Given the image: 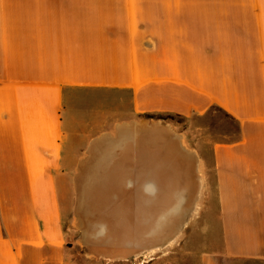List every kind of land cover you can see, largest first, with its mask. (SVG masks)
<instances>
[{"label": "crops", "instance_id": "0c3cea01", "mask_svg": "<svg viewBox=\"0 0 264 264\" xmlns=\"http://www.w3.org/2000/svg\"><path fill=\"white\" fill-rule=\"evenodd\" d=\"M216 111L234 138L208 139ZM83 169L89 214L204 194L197 264H264V0H0V264H93L67 225Z\"/></svg>", "mask_w": 264, "mask_h": 264}, {"label": "rangeland", "instance_id": "374dc122", "mask_svg": "<svg viewBox=\"0 0 264 264\" xmlns=\"http://www.w3.org/2000/svg\"><path fill=\"white\" fill-rule=\"evenodd\" d=\"M173 122L177 123L179 128L184 124V121L179 118H174ZM208 125L210 133L208 139L227 141L235 137L236 125L225 120L218 111L214 113ZM167 171L168 174H171V180L173 179L174 182L181 178L178 175L180 171ZM80 172L79 193L76 195L80 199L71 202L72 208L69 218H67V225H70L76 232L74 234L75 240L70 243L75 245L74 250L77 249L78 254L76 256L81 257V253L85 251L93 252L94 255L90 256L93 264H145L152 260L155 263L151 264H197L195 255L197 250H195V247H197L199 241L206 239V233L204 232H206L207 227L203 223V219L207 211V195L203 194L198 201L180 200L182 202L180 203L178 200L168 202L163 206H158L157 218L144 217L142 220L139 215L140 207L135 201L127 202L126 208L130 210V216L125 218L116 214L109 215L108 210L104 211L105 209H116L119 205L117 201L112 199L114 191H109L105 194L106 199L103 200L102 205L96 208L99 209L98 213L102 214L94 216L89 214L92 212L88 211V202L81 200L84 194H81L80 191L84 188L86 173L85 169ZM119 173L115 174L113 170L112 174L107 177L108 179L97 186L98 191L105 189L107 186V188L113 189L115 185H111V182L122 179L127 174L122 170ZM92 202L94 203V201ZM164 214H166L163 216L166 220L159 227L158 221ZM156 220L157 226H155ZM123 223H125V226L122 225ZM100 225H106L110 230L103 235H99L98 226ZM149 243L159 248L153 254L152 250L142 248ZM122 246L126 247L122 258L120 257L115 261L103 259L102 255H107V253L117 255L120 251L119 254L121 255ZM78 264H82V262Z\"/></svg>", "mask_w": 264, "mask_h": 264}, {"label": "clouds", "instance_id": "9594fccd", "mask_svg": "<svg viewBox=\"0 0 264 264\" xmlns=\"http://www.w3.org/2000/svg\"><path fill=\"white\" fill-rule=\"evenodd\" d=\"M128 187H131L132 186V183H131V181H129L128 182V185H127ZM145 191L146 192H149L150 194L151 193H154L155 192V186L153 185V184H147L146 186H145ZM106 231H107V226L106 225H100L99 226V235H103V234H105L106 233Z\"/></svg>", "mask_w": 264, "mask_h": 264}, {"label": "bare ground", "instance_id": "6f19581e", "mask_svg": "<svg viewBox=\"0 0 264 264\" xmlns=\"http://www.w3.org/2000/svg\"><path fill=\"white\" fill-rule=\"evenodd\" d=\"M182 141V140H181ZM182 146H183V148L187 151V152H189L190 154H194V153H192L193 151H192V149L191 150H189L184 144H183V142H182ZM194 150V149H193ZM121 171V170H120ZM119 171V172H120ZM119 172H117V174L119 173ZM123 179V178H122ZM182 201V200H181ZM180 200H179V202L180 203H182ZM102 202V201H101ZM100 205V204H99ZM182 205V204H181ZM181 205H180V207H181ZM179 207V208H180ZM166 214H164V215H162L161 216V218L159 219V221H158V226L160 227V226H162L163 224L162 223H164V221L166 220V219H164V217L163 216H165ZM174 240V239H173ZM170 243H172V242H170ZM161 248V247H160ZM159 248H157V249H155V250H158ZM155 250H152V254L153 253H155ZM154 256V255H153Z\"/></svg>", "mask_w": 264, "mask_h": 264}, {"label": "trees", "instance_id": "16d2710c", "mask_svg": "<svg viewBox=\"0 0 264 264\" xmlns=\"http://www.w3.org/2000/svg\"><path fill=\"white\" fill-rule=\"evenodd\" d=\"M154 118L156 117L157 119L163 120V121H173L174 118H178L176 116L173 115H162V114H158L156 116H153ZM180 119V118H179Z\"/></svg>", "mask_w": 264, "mask_h": 264}]
</instances>
